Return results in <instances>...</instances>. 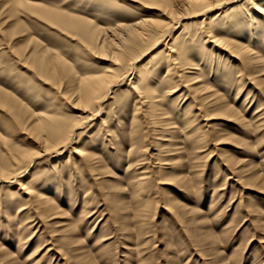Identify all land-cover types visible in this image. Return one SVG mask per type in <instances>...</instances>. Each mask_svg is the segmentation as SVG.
Here are the masks:
<instances>
[{
    "label": "rangeland",
    "instance_id": "1",
    "mask_svg": "<svg viewBox=\"0 0 264 264\" xmlns=\"http://www.w3.org/2000/svg\"><path fill=\"white\" fill-rule=\"evenodd\" d=\"M139 2L0 0V264H264V0Z\"/></svg>",
    "mask_w": 264,
    "mask_h": 264
},
{
    "label": "bare ground",
    "instance_id": "2",
    "mask_svg": "<svg viewBox=\"0 0 264 264\" xmlns=\"http://www.w3.org/2000/svg\"><path fill=\"white\" fill-rule=\"evenodd\" d=\"M131 1L137 2L139 5L141 4L139 1H145L148 4H151L153 7L155 6V8L162 10L163 14H165L167 18L172 19V15H174L173 14L174 10L172 8V5H173L172 2L180 3L182 6L185 7V9H188V12H189L188 14L195 17L197 15L207 14L213 9H216V7H220L222 5L231 3V1H234V0H131ZM130 9L131 8L124 9L123 13L121 14V17H127L130 14ZM39 14H41L45 18L52 17L54 15L56 17L61 18L59 13L46 10L45 8L41 9ZM65 18L68 21H71V18H69L68 16H66ZM168 24H169L168 21L155 20L149 17H142V18H137V19L134 18V20L131 19L130 23H123L120 25L121 30L124 31L126 34L125 38L122 39L123 43H121V47L125 48V52L128 53V52H131V49H133L134 45H136L140 40L144 39L145 37L154 35V36H157L161 40L165 36L164 31L165 29H167ZM111 45L116 46V47L118 46L114 43H112ZM135 62L136 61L134 58L131 59L128 62V67H130L131 65H132L131 67H133V64ZM109 72L103 75L80 78L79 88H78L79 101L85 107H90L93 104L100 102L105 92L109 91L110 87L113 84L112 81L114 78L112 74H109ZM171 75L172 73L170 71H166L164 73V77H171ZM103 92L104 94H102ZM6 99L7 98L4 96L3 92L2 93L0 92V101L4 103V100ZM42 122H43V118L38 117L37 123H35V125L39 126L40 128L41 127L44 128V126H42L43 125ZM73 128H75V126H72L69 132H72ZM61 132L62 131L60 127L52 126L50 128V135H54V136L59 135ZM68 135L69 134L67 133V136ZM59 145H60V142L54 145H50L49 147H46L45 151H48L51 149L55 151L58 149ZM36 155H39V154L36 153Z\"/></svg>",
    "mask_w": 264,
    "mask_h": 264
}]
</instances>
